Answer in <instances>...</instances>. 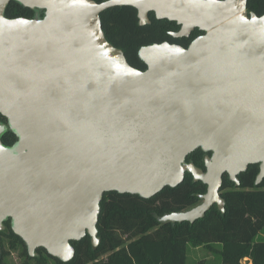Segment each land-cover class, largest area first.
<instances>
[{
    "label": "water",
    "instance_id": "1",
    "mask_svg": "<svg viewBox=\"0 0 264 264\" xmlns=\"http://www.w3.org/2000/svg\"><path fill=\"white\" fill-rule=\"evenodd\" d=\"M13 1L35 15L8 17ZM124 6L140 25L176 22L174 37L204 33L143 45L136 68L103 29ZM0 113V232L10 220L31 256L72 260L73 241L99 244L105 193L151 198L186 173L202 201L158 220L194 223L225 211V175L239 186L258 164L264 180V14L248 0H0ZM197 149L205 169L187 161Z\"/></svg>",
    "mask_w": 264,
    "mask_h": 264
},
{
    "label": "trees",
    "instance_id": "2",
    "mask_svg": "<svg viewBox=\"0 0 264 264\" xmlns=\"http://www.w3.org/2000/svg\"><path fill=\"white\" fill-rule=\"evenodd\" d=\"M248 10L263 15L264 0H248ZM40 12L43 16V11ZM6 15L33 17L35 11L13 1ZM101 18L107 39L124 50L132 66L142 70L146 69V64L138 51L143 45L163 41L183 44L181 38L170 34L180 26L174 21L157 19L153 12L151 23L147 25L139 24L137 10L132 6L109 8L102 12ZM202 33L196 29L186 39L191 41ZM0 120L7 122L1 113ZM16 140L17 136L11 131L3 137L8 145ZM206 154L211 153L197 149L188 155L187 161L205 169ZM258 172V164L250 165L239 175V186L225 175L221 188L225 211L214 205L194 223L158 220L160 216L189 209L202 201L200 195L207 191V186L202 181H194L189 173L177 187H166L151 198L107 192L101 202L97 225L99 244L93 246L89 235L73 241L76 253L68 262L43 248L36 250V256H31L26 243L12 230L10 220L5 222L6 228L0 234L15 237L33 261L43 257L54 264H188L190 246H203L217 252L220 264H246L245 258L252 264H264V180L256 184ZM0 247V264H4L3 242Z\"/></svg>",
    "mask_w": 264,
    "mask_h": 264
},
{
    "label": "rangeland",
    "instance_id": "3",
    "mask_svg": "<svg viewBox=\"0 0 264 264\" xmlns=\"http://www.w3.org/2000/svg\"><path fill=\"white\" fill-rule=\"evenodd\" d=\"M264 236V232L262 233ZM2 238L4 244V264H54L51 260L41 257L38 261H33L25 251L19 241L8 234ZM2 249V248H1ZM247 258L243 260L245 262ZM220 264L219 254L215 251L206 249L203 246H190L188 252V264ZM246 264H252L246 261Z\"/></svg>",
    "mask_w": 264,
    "mask_h": 264
},
{
    "label": "flooded vegetation",
    "instance_id": "4",
    "mask_svg": "<svg viewBox=\"0 0 264 264\" xmlns=\"http://www.w3.org/2000/svg\"><path fill=\"white\" fill-rule=\"evenodd\" d=\"M179 30V29H178ZM177 30V31H178ZM173 31H175V30H172V31H170V32H173ZM173 36V35H172ZM191 36V35H190ZM190 36H188V37H175V38H181L182 40H181V43H183V44H181V45H183L184 47H187L190 43H191V41H188L187 39L190 37ZM174 37V36H173ZM187 38V39H186ZM5 236V234H0V246H1V243H2V238L1 237H4ZM0 251H1V247H0Z\"/></svg>",
    "mask_w": 264,
    "mask_h": 264
},
{
    "label": "built area",
    "instance_id": "5",
    "mask_svg": "<svg viewBox=\"0 0 264 264\" xmlns=\"http://www.w3.org/2000/svg\"><path fill=\"white\" fill-rule=\"evenodd\" d=\"M246 261H248V259H247ZM246 261H245V262H246ZM249 261H250V260H249Z\"/></svg>",
    "mask_w": 264,
    "mask_h": 264
}]
</instances>
